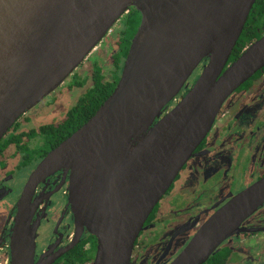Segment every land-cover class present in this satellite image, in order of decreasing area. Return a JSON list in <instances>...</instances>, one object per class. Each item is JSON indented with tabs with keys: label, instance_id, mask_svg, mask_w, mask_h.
<instances>
[{
	"label": "water",
	"instance_id": "obj_1",
	"mask_svg": "<svg viewBox=\"0 0 264 264\" xmlns=\"http://www.w3.org/2000/svg\"><path fill=\"white\" fill-rule=\"evenodd\" d=\"M256 1L0 0V143L129 9L141 15L113 93L30 175L16 205L10 264H36L34 193L60 171L70 175L68 207L80 236L86 229L97 239L92 264H131L146 221L224 103L264 69V35L229 65ZM263 206L264 179L217 211L171 264H205L229 238L256 232L241 226Z\"/></svg>",
	"mask_w": 264,
	"mask_h": 264
},
{
	"label": "flooded vegetation",
	"instance_id": "obj_2",
	"mask_svg": "<svg viewBox=\"0 0 264 264\" xmlns=\"http://www.w3.org/2000/svg\"><path fill=\"white\" fill-rule=\"evenodd\" d=\"M132 12L131 8L125 13L109 36ZM109 36L102 45H108L105 41ZM84 65L63 84L69 92L80 94L77 104L89 89L85 79L88 74L80 71ZM202 66L196 71L197 77L192 79L195 72L189 80V88L200 75ZM75 77L84 78L80 80L86 84L80 85L81 81ZM185 93L183 89L168 110ZM46 103L41 102L23 115L0 144V264L11 262V229L16 205L30 175L53 149L74 133L64 137L63 130L58 128L68 120L77 104L62 121H46L48 116L32 118L38 110L48 112L54 105ZM50 126L55 128L46 129ZM69 176L63 171L55 172L35 190L34 222L39 223L36 264L42 260L52 264H78L79 248L89 251L95 246L89 264L94 261L97 239L86 229L80 236V228L68 207ZM263 179L264 69L224 103L212 129L146 221L135 242L131 264H171L217 211ZM241 227L257 231L229 238L205 264H264V206Z\"/></svg>",
	"mask_w": 264,
	"mask_h": 264
},
{
	"label": "trees",
	"instance_id": "obj_3",
	"mask_svg": "<svg viewBox=\"0 0 264 264\" xmlns=\"http://www.w3.org/2000/svg\"><path fill=\"white\" fill-rule=\"evenodd\" d=\"M141 23V15L135 9L129 15L125 22L120 23L111 36L105 41L108 47L113 49L114 53L106 56V61H93L90 74L87 75V82L90 81L91 86L88 93L69 113L68 120L59 126V130H63L64 137L78 130L91 117L95 115L100 106L110 97L115 90L117 83L121 77L123 64L127 57L131 42L135 36ZM264 35V0H257L246 23L244 31L233 51L230 62L235 61L241 53L255 41L261 39ZM205 63V62H204ZM199 72H196L192 79H195ZM76 79H84L75 77ZM80 85L85 80H80ZM50 126L46 129H53ZM5 142V141H4ZM1 144V143H0ZM86 251L82 247L78 251V264H89L93 259V251ZM69 264H72L70 262Z\"/></svg>",
	"mask_w": 264,
	"mask_h": 264
},
{
	"label": "rangeland",
	"instance_id": "obj_4",
	"mask_svg": "<svg viewBox=\"0 0 264 264\" xmlns=\"http://www.w3.org/2000/svg\"><path fill=\"white\" fill-rule=\"evenodd\" d=\"M111 52H112L111 48L108 47L107 49L106 45L101 44L89 56V58L85 62L84 67L80 70L81 73L90 74L91 67H89V65H91V63L93 64V61L95 60H101L105 62L106 61L105 57L109 56ZM63 86L65 85H62V87H60L56 92L50 95L48 99L45 100L47 101V103L54 104L52 108L48 112H46L45 110L44 113L46 114H44L42 110H38L36 112L37 115H33L32 118H38V117L41 118V116H44V117L48 116L47 117L48 119H46V121L54 120L57 122L65 119V115L68 114V112L77 104V102H79V100L81 99V96L78 92H69L68 89H66ZM88 86H89L88 88H90L91 86L90 81L88 82Z\"/></svg>",
	"mask_w": 264,
	"mask_h": 264
},
{
	"label": "built area",
	"instance_id": "obj_5",
	"mask_svg": "<svg viewBox=\"0 0 264 264\" xmlns=\"http://www.w3.org/2000/svg\"><path fill=\"white\" fill-rule=\"evenodd\" d=\"M109 35H110V34H109ZM109 35H108V36H109Z\"/></svg>",
	"mask_w": 264,
	"mask_h": 264
}]
</instances>
